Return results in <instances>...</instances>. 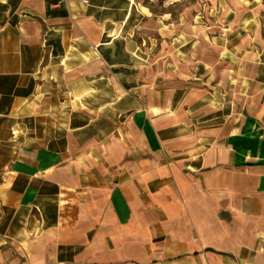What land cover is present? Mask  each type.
Masks as SVG:
<instances>
[{
	"label": "crops",
	"instance_id": "obj_1",
	"mask_svg": "<svg viewBox=\"0 0 264 264\" xmlns=\"http://www.w3.org/2000/svg\"><path fill=\"white\" fill-rule=\"evenodd\" d=\"M205 1L0 0V264H264V0Z\"/></svg>",
	"mask_w": 264,
	"mask_h": 264
},
{
	"label": "rangeland",
	"instance_id": "obj_2",
	"mask_svg": "<svg viewBox=\"0 0 264 264\" xmlns=\"http://www.w3.org/2000/svg\"><path fill=\"white\" fill-rule=\"evenodd\" d=\"M143 4L149 8L154 14L170 13L172 21L178 23L181 20L182 13L184 10L194 4V3H205V0H171L168 3L158 2L156 0H141ZM205 5V4H204ZM203 5V8L205 6ZM206 19V18H205ZM206 24H211L209 21L204 20V27ZM109 102L110 99H103L98 97H92L89 99L87 104H90L91 108V119L90 126L76 133V152L82 149L89 150L96 147L98 144H105L111 139H114L118 134L122 132L121 129L117 130L119 127V120L121 118H116L111 115H101L98 114L99 106L103 102ZM100 104V105H99ZM78 111V109H76ZM82 116H85L82 114ZM78 114H76V121ZM81 121V120H80ZM85 142V145H83ZM225 142V141H224Z\"/></svg>",
	"mask_w": 264,
	"mask_h": 264
},
{
	"label": "built area",
	"instance_id": "obj_3",
	"mask_svg": "<svg viewBox=\"0 0 264 264\" xmlns=\"http://www.w3.org/2000/svg\"><path fill=\"white\" fill-rule=\"evenodd\" d=\"M80 1L81 3L85 4V5H88L91 3V0H78Z\"/></svg>",
	"mask_w": 264,
	"mask_h": 264
},
{
	"label": "bare ground",
	"instance_id": "obj_4",
	"mask_svg": "<svg viewBox=\"0 0 264 264\" xmlns=\"http://www.w3.org/2000/svg\"><path fill=\"white\" fill-rule=\"evenodd\" d=\"M156 1H158V2H162V3H168V2H170L171 0H156Z\"/></svg>",
	"mask_w": 264,
	"mask_h": 264
}]
</instances>
